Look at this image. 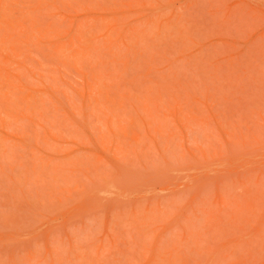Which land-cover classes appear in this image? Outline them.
Instances as JSON below:
<instances>
[{"label":"rangeland","instance_id":"374dc122","mask_svg":"<svg viewBox=\"0 0 264 264\" xmlns=\"http://www.w3.org/2000/svg\"><path fill=\"white\" fill-rule=\"evenodd\" d=\"M0 264H264V0H0Z\"/></svg>","mask_w":264,"mask_h":264}]
</instances>
